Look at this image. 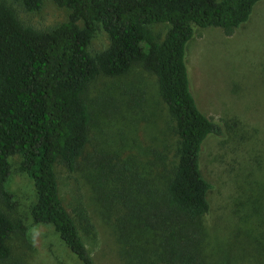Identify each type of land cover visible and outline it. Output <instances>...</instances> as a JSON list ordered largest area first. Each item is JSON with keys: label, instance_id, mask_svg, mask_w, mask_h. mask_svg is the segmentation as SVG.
Wrapping results in <instances>:
<instances>
[{"label": "trees", "instance_id": "obj_1", "mask_svg": "<svg viewBox=\"0 0 264 264\" xmlns=\"http://www.w3.org/2000/svg\"><path fill=\"white\" fill-rule=\"evenodd\" d=\"M11 1L27 12L41 5V0ZM260 1L53 0L69 10L67 20L39 30L22 24L14 9L0 0L4 206L15 205L5 181L11 157L18 156L17 168L33 186L30 219L50 226L79 264H96L84 241L95 239V227L81 202L70 211L63 203L55 165L74 171L88 142L93 119L84 96L88 84L99 75L118 77L139 64L156 79L173 123L174 149L156 162L161 185L128 171L117 188L119 220L124 222L116 235L122 264H264V214L252 187L248 196L234 200L232 216L239 226L231 228L227 244L215 253L206 249L209 234L203 220L212 184L200 169V152L205 140L220 136L223 129L199 110L186 66L187 46L197 29L216 27L230 35L248 21ZM158 23L168 25L162 39L149 28ZM99 27L109 44L91 55L89 42ZM25 230L20 217L11 218L0 208V263L11 258L10 236L23 237Z\"/></svg>", "mask_w": 264, "mask_h": 264}, {"label": "rangeland", "instance_id": "obj_2", "mask_svg": "<svg viewBox=\"0 0 264 264\" xmlns=\"http://www.w3.org/2000/svg\"><path fill=\"white\" fill-rule=\"evenodd\" d=\"M2 1L14 9L22 24L39 30L67 20L69 13L53 0H41L39 9L31 12L18 2ZM149 28L162 39L168 25ZM108 44L99 27L88 50L93 55ZM186 66L199 110L223 129L220 136L205 140L199 160L203 176L212 184L207 195L210 209L203 221L209 234L206 249L215 253L231 238V228L239 226L232 216L234 200L248 196L251 187L264 214V0L230 35L216 27L197 29L187 46ZM84 96L93 118L89 139L74 171L55 165L60 196L69 211L75 202L86 207L97 236L84 241L95 263L122 264L116 243L123 222L117 188L128 171L146 182L153 179L162 184L156 162L173 153V123L155 77L139 64L118 77L97 76ZM18 160L11 157L12 169L5 181L15 205L7 209L0 199V208L11 218L20 217L26 230L23 237L10 236L11 258L0 264H79L50 226L30 219L33 186L18 170Z\"/></svg>", "mask_w": 264, "mask_h": 264}]
</instances>
